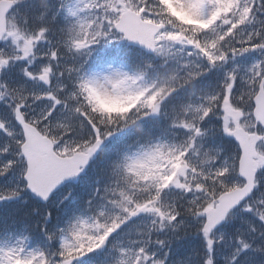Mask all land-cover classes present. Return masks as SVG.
<instances>
[{"label": "snow or ice", "instance_id": "obj_1", "mask_svg": "<svg viewBox=\"0 0 264 264\" xmlns=\"http://www.w3.org/2000/svg\"><path fill=\"white\" fill-rule=\"evenodd\" d=\"M0 264H264V0H0Z\"/></svg>", "mask_w": 264, "mask_h": 264}]
</instances>
